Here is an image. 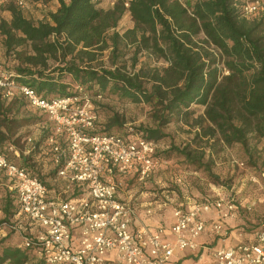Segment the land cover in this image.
<instances>
[{
	"label": "built area",
	"instance_id": "1",
	"mask_svg": "<svg viewBox=\"0 0 264 264\" xmlns=\"http://www.w3.org/2000/svg\"><path fill=\"white\" fill-rule=\"evenodd\" d=\"M8 1L0 0V5ZM13 1L19 6L25 2ZM129 1L123 0L124 5ZM239 10L247 18L255 16L264 12V0H241ZM0 94L22 97L54 128L40 146L56 170L53 188L9 159V153L20 155L14 145L0 151V175L16 199V224L21 220L26 225L21 244L47 264H170L174 255L195 250L203 234L219 240L228 236L225 219L235 203L218 192L210 202L193 200L175 208L169 226L138 224L135 195L125 189L144 184L158 171L161 163L153 158L157 144L138 134L96 131L94 107L86 95L46 98L4 70ZM212 209L218 217L208 221L203 213ZM212 253L217 264H264V220L249 240L220 244Z\"/></svg>",
	"mask_w": 264,
	"mask_h": 264
},
{
	"label": "trees",
	"instance_id": "2",
	"mask_svg": "<svg viewBox=\"0 0 264 264\" xmlns=\"http://www.w3.org/2000/svg\"><path fill=\"white\" fill-rule=\"evenodd\" d=\"M56 1L58 7L54 11L46 10L44 19L38 22L30 20L13 0L2 4L10 18H0V35L6 52L14 54L19 61L13 71H4L14 73L18 83L35 89L46 98L82 96L83 92L76 88L82 85L88 89L94 88L91 94L94 97L109 93L122 100L143 104L149 108L154 125L142 126L136 132L155 143L166 135L162 128L170 123L189 125L195 129L196 139L214 137L216 131L206 125L201 115L196 114L198 107L208 104L220 76L217 56L207 39L198 38L190 30L179 29L158 8L153 7L155 0H148L150 14L160 27L167 65L155 67L142 63L136 68L138 59L134 56L129 66L113 64L111 68H104L96 63L97 56L108 48L106 32L114 28L122 17L123 1L117 0L107 10L98 8L101 0ZM197 3L203 16L214 20L231 38L238 70L244 73L248 85L259 91L256 108L264 136V12L249 18L243 16L239 10L241 0H198ZM55 63L58 65L53 66ZM66 77L71 81L66 82ZM15 97L20 101L23 99ZM5 102L6 99L0 94V151L5 153L10 144L14 145V141H11L14 129L27 123H37L42 119L47 134L54 130L46 115L36 110L38 118L8 119L6 110L10 108L5 107ZM122 126L121 120L114 115L104 124V130L98 132L121 134L113 130ZM45 135L41 142L34 143V149L44 144L49 136ZM33 150L28 157H31ZM19 151L22 154L21 149ZM204 155L203 149L188 143L181 147L171 145L162 152L157 148L153 158L161 163L159 171L165 168L163 165L179 157L194 171L204 170L212 186L220 187L219 177L211 172L212 162L203 161ZM12 156L9 153L12 162L27 168L44 182L36 166L26 162L28 157L21 155L20 160L16 161ZM53 171L56 175L54 168ZM143 185H137V192L143 191ZM126 188L131 189L130 185ZM5 190L14 201L16 212L14 193L7 188ZM74 194L75 197L79 196L78 192ZM192 199L210 202L214 199V193ZM4 209L6 212L7 207ZM252 235L247 233L239 240H249ZM0 264L47 263L36 257L31 248L19 243L0 246Z\"/></svg>",
	"mask_w": 264,
	"mask_h": 264
},
{
	"label": "rangeland",
	"instance_id": "3",
	"mask_svg": "<svg viewBox=\"0 0 264 264\" xmlns=\"http://www.w3.org/2000/svg\"><path fill=\"white\" fill-rule=\"evenodd\" d=\"M197 1L155 0L153 7L158 8L179 29L190 30L198 38L207 39L215 51L220 68L218 83L208 104L198 107L196 114L201 115L206 125L212 127L216 133L212 138L203 137L200 140L195 138V129L189 125L170 123L162 128L166 135L156 144L159 152L167 150L171 145L181 147L188 143L203 149V161L212 162L211 172L219 177L221 185L212 186L204 170L194 171V168L186 166L181 158H173L165 168L157 171L143 185L145 198L151 203L146 209L152 211L150 207H170L173 202L184 201L187 197L192 199L209 192H218L225 199L233 198L235 203V209L226 218L229 219L228 232L233 231L236 237L244 238L243 235L247 233L253 234L264 220V136L260 130V118L256 108L259 91L248 85L244 73L238 70L231 38L214 20L203 16ZM116 2L117 0H101L98 8L107 10ZM148 6V0H130L127 6L124 5V13L118 24L106 32L108 48L98 54V65L104 68H111L113 64L129 66L134 56L138 59L136 68L142 63L155 67L167 65L160 27L153 20ZM50 7L51 0H25L24 4L20 5L25 15L33 22L43 20L45 11ZM0 18H10L3 5L0 7ZM18 65L19 61L15 55L6 52L3 37L0 35V70L13 71ZM57 65L58 63H55L53 66ZM65 80L71 81L69 77ZM93 90L94 88L83 87L81 92L94 107L96 131H103L104 124L114 115L121 120L123 126L113 132L139 134L136 130L142 126L154 125L147 106L119 99L109 93L96 99L91 95ZM14 98L16 97L6 98L4 103L6 108H10L6 110L8 119L16 121L39 117L24 99L20 101ZM40 120L14 129L11 141H14V145L22 152L29 150L30 153L35 142H41L43 135H49L44 131L46 125ZM28 137L32 138V141H27ZM43 151L39 147L33 150L31 157H28L29 153H22L19 157H28L26 162L34 167L38 166L40 176L53 188L55 183L52 179L55 174L49 156ZM19 157L14 158L18 161ZM44 165L46 171L40 172L39 168ZM131 189L135 194L140 192H137V185ZM13 212L14 201L8 197L7 191L0 187V246H15L21 243L27 232L24 221L18 220L16 224L17 219ZM208 258L215 264V258L210 251Z\"/></svg>",
	"mask_w": 264,
	"mask_h": 264
},
{
	"label": "crops",
	"instance_id": "4",
	"mask_svg": "<svg viewBox=\"0 0 264 264\" xmlns=\"http://www.w3.org/2000/svg\"><path fill=\"white\" fill-rule=\"evenodd\" d=\"M52 1V7L49 8V10L54 11L58 7V2L56 0ZM38 164H43V162H36ZM37 164V165H38ZM163 167H166L163 165ZM38 166H36V169ZM40 172L46 171L45 165L41 168H39ZM54 181V178L52 179ZM145 184V183H144ZM139 185V184H137ZM136 185H130V187H134ZM0 187L3 189L7 188V180L3 178L0 175ZM132 189H125L126 193L135 195V202L137 204V212L138 217L136 218V221L138 224H144V225H151L154 226L156 224H166L169 226L173 221V210L177 207H180L182 205H191L193 203L194 199L185 198L184 201L180 202H173V205L171 204L170 207L160 208L158 206L156 207H150L152 209V214H146V207L151 205L149 201L145 198V193L141 191L140 193H134L131 192ZM173 201V200H172ZM182 202V203H181ZM153 205V203H152ZM155 206V205H153ZM203 217L210 221L211 219H216L218 217V212L214 209L203 213ZM226 226L227 223H229V219H225ZM228 227H226V231H228ZM240 237V236H239ZM238 236L236 237L233 233V231L228 232V236L224 240H219L217 238H210L206 234L201 235L197 239L198 246L195 250H184L181 254L174 255L171 260L170 264H213L208 258L209 251L213 252V250L218 247L220 244L222 245H232L234 242H236L238 239H240ZM208 258V259H207ZM214 263H216V260H214Z\"/></svg>",
	"mask_w": 264,
	"mask_h": 264
}]
</instances>
